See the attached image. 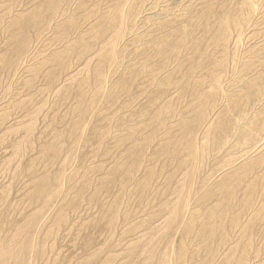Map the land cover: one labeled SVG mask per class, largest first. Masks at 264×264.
Segmentation results:
<instances>
[{
	"label": "rangeland",
	"instance_id": "obj_1",
	"mask_svg": "<svg viewBox=\"0 0 264 264\" xmlns=\"http://www.w3.org/2000/svg\"><path fill=\"white\" fill-rule=\"evenodd\" d=\"M0 264H264V0H0Z\"/></svg>",
	"mask_w": 264,
	"mask_h": 264
}]
</instances>
